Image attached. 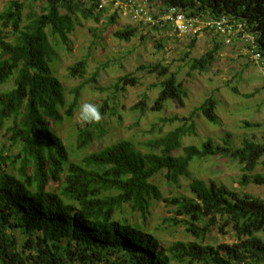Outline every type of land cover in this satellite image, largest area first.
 <instances>
[{
    "label": "trees",
    "instance_id": "obj_1",
    "mask_svg": "<svg viewBox=\"0 0 264 264\" xmlns=\"http://www.w3.org/2000/svg\"><path fill=\"white\" fill-rule=\"evenodd\" d=\"M155 1L158 8L178 7L194 17L226 15L245 23L257 34L264 59V0H149ZM101 2L11 0L0 14V264H264V198L194 179L189 188L192 197L181 194L165 201L174 208L170 226L185 223L195 240L165 246L145 224L154 201L163 199L160 187L152 182L163 171L168 182L179 185L181 177L190 178L193 163L223 158L242 166L241 185L264 186L263 174L252 176L264 167V140L247 139L235 147L227 139L224 145L208 139L200 146L183 147L184 139L196 134L197 112L212 124L220 123L215 99H207L189 118L161 120L160 131L164 124L181 125L147 141L146 152L123 140L78 163L72 161L56 128L73 118L80 92L97 83L99 72L68 91L74 95L68 101L57 77L59 53L52 39L58 37L70 49V37L81 20L99 22L106 13L107 7L99 9ZM110 20L115 22V16ZM115 36L131 41L138 28L129 26ZM195 42L196 38L190 47ZM223 42L215 40L207 54L192 62L191 71H208ZM87 67V60L76 63L70 76L86 78ZM148 70L164 78L153 86H160V92L151 111H163L168 102L184 107L188 91L175 74L169 75L162 64ZM137 79L129 75L119 79L109 101L98 106L102 119L86 122L79 131L78 149L103 137L104 116L116 113L113 95L136 86ZM131 109L143 113L147 106L142 101ZM138 214L142 225L136 221ZM203 219L207 222L200 226ZM215 229L230 230L234 242L207 244V235Z\"/></svg>",
    "mask_w": 264,
    "mask_h": 264
},
{
    "label": "rangeland",
    "instance_id": "obj_2",
    "mask_svg": "<svg viewBox=\"0 0 264 264\" xmlns=\"http://www.w3.org/2000/svg\"><path fill=\"white\" fill-rule=\"evenodd\" d=\"M10 1H0V14ZM153 4L156 7L159 2L155 1ZM38 5L40 6V3ZM115 6L114 2H109L106 5L107 11L99 22L81 20V24L70 37V49L58 37L52 39L59 53L55 66L57 77L66 88L68 101L74 98L68 91L81 86L84 80L99 72L97 83L86 85L80 92L73 118L71 120L66 118L56 128L59 137L69 147L73 162L78 163L87 154L123 140L133 141L138 149L146 152L147 141L159 138L181 125L180 122L164 124L163 130L160 131L163 125L161 120L175 116L189 118L209 98L217 102L216 113L220 123L212 124L201 112H197L193 119L196 123V134L187 136L183 141V147L200 146L208 139L222 145L227 139L235 147H240L247 139L263 142L264 67L252 56L245 42L236 40L231 44L225 43L208 71L192 72V62L207 54L213 48L215 40L223 42L221 37L205 30L200 36L174 38L166 31H154L148 24L145 27L142 22H134L128 16L120 15ZM113 16L115 22L110 20ZM203 17L207 18L206 15ZM129 26L138 28L137 37L131 41L116 38L115 34L118 31ZM194 38L196 42L192 48L190 45ZM161 40L164 41L162 47L157 48V43ZM82 60L88 61L86 78L81 80L71 77L70 68ZM160 64L168 67L169 75L175 74L178 81L184 84L188 97L185 99L184 107L177 102H168L163 111L154 113L151 108L159 96L160 86H153L159 85L160 79L164 78H159L155 72L149 73L148 69ZM143 66L148 69H143ZM126 75L138 78V84L127 86L125 91L113 95L116 103L113 106L110 102L109 107L113 106L116 113L113 116L110 114L104 116L103 137L94 139L90 146L78 149V133L86 125V122L80 119V105L92 103L98 108L105 101H109L110 94L115 91L114 85ZM247 95L249 97H246ZM142 101L147 106L146 112L131 109ZM179 153H183V150H179ZM165 173L163 171L152 180L160 187L163 199L154 201L145 222L165 246L176 241L195 240V237L188 233L185 223L178 228L170 226L169 220L173 217L174 208L165 201L181 194L192 197L189 188L194 179L207 183L212 181L240 193L264 198V186L252 183L241 185L244 172L242 166L233 160L219 158L195 162L190 168V178L181 177L179 185L168 182ZM255 174L264 175V167L259 166L252 176ZM136 219L140 225L144 223L139 214ZM206 222L203 219L200 226ZM234 240L230 230L221 233L215 229L207 235L206 243L216 246L232 244Z\"/></svg>",
    "mask_w": 264,
    "mask_h": 264
},
{
    "label": "built area",
    "instance_id": "obj_3",
    "mask_svg": "<svg viewBox=\"0 0 264 264\" xmlns=\"http://www.w3.org/2000/svg\"><path fill=\"white\" fill-rule=\"evenodd\" d=\"M109 2H114L120 15L128 16L134 22H142L145 26H166L168 35L174 38L196 37L209 30L220 34L227 44L236 40L243 41L249 46L252 56L264 66L263 55L257 46V34L249 32L246 24L234 20L235 18L226 15L217 18L206 16V19L194 17L178 7H155L149 0H102L99 9L106 7Z\"/></svg>",
    "mask_w": 264,
    "mask_h": 264
},
{
    "label": "clouds",
    "instance_id": "obj_4",
    "mask_svg": "<svg viewBox=\"0 0 264 264\" xmlns=\"http://www.w3.org/2000/svg\"><path fill=\"white\" fill-rule=\"evenodd\" d=\"M80 119L87 122H99L102 119V114L96 105L92 103H83L79 108Z\"/></svg>",
    "mask_w": 264,
    "mask_h": 264
}]
</instances>
